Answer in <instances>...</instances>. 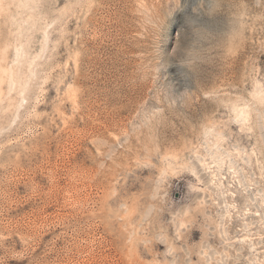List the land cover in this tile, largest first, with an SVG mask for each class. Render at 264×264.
<instances>
[{
  "label": "rangeland",
  "instance_id": "rangeland-1",
  "mask_svg": "<svg viewBox=\"0 0 264 264\" xmlns=\"http://www.w3.org/2000/svg\"><path fill=\"white\" fill-rule=\"evenodd\" d=\"M0 264H264V0H0Z\"/></svg>",
  "mask_w": 264,
  "mask_h": 264
}]
</instances>
